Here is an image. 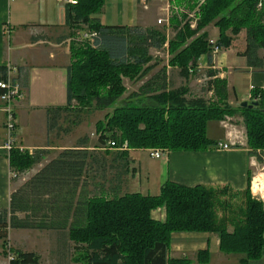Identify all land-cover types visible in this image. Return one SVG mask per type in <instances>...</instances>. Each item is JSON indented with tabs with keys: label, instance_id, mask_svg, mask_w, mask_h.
<instances>
[{
	"label": "trees",
	"instance_id": "16d2710c",
	"mask_svg": "<svg viewBox=\"0 0 264 264\" xmlns=\"http://www.w3.org/2000/svg\"><path fill=\"white\" fill-rule=\"evenodd\" d=\"M75 1L76 5H67L68 28L97 35L79 47L72 44L68 102L47 109L48 132L58 130L59 121L72 114L75 103L80 108L95 106L113 112L97 124L99 143L93 150L87 139L81 140L12 193L9 209H0V242L8 245L11 230L55 232L74 244L75 264H192L187 258L169 257L173 235L214 234L222 253L242 256L241 264H264V203L252 195V178L242 195L244 207L229 215L231 210L225 204L227 214L222 217L218 213L221 196L236 197L228 187L167 182L158 196L124 191L130 150L215 149L218 143L208 137V124L228 117L243 119L247 149L264 163V89L251 91L250 100L259 102V107L244 109L229 105L227 78L214 70L206 73L209 100L192 95L187 86L172 89L166 66L147 78L159 66L153 63V51H165L167 44L168 66L188 80L199 69L203 56H208L211 66L214 47L231 49L243 32L245 46L237 55L247 60L251 70L264 72V1L172 0V38L165 26L161 30L102 25L92 17L103 11L106 0ZM180 8L183 12L177 11ZM190 13L197 19L195 29ZM212 25L219 32L215 45L205 31ZM12 71L0 66V83L11 79L26 93L29 70L19 67L16 76ZM144 78L135 100L117 106L127 93L124 79L138 82ZM4 93L0 88V97ZM111 142L117 146L127 142L129 150L111 151ZM41 152L30 156L14 150L12 171L20 177L27 174L40 162ZM160 209L165 210V221L153 218ZM9 254V264H42L34 252L10 249ZM197 261L209 264V252H199Z\"/></svg>",
	"mask_w": 264,
	"mask_h": 264
},
{
	"label": "crops",
	"instance_id": "0c3cea01",
	"mask_svg": "<svg viewBox=\"0 0 264 264\" xmlns=\"http://www.w3.org/2000/svg\"><path fill=\"white\" fill-rule=\"evenodd\" d=\"M146 1L147 10L140 3L144 11L141 14L138 13V22L135 16L134 0H118L119 22L115 25L108 24L106 21L107 4L100 14L92 18L99 20L105 26H140L159 29L158 20L167 18L165 0ZM68 4V0H0V66L11 68L12 76H16V69L19 67H26L29 70V90L15 106L17 144L39 151L58 152V156L62 151L73 148L54 147L55 145L47 144L52 136V133L48 132L47 109L64 107L68 102V69L71 65V46L74 37L66 23ZM148 12L153 14L152 19L146 15ZM211 61L209 66L208 56L203 57L199 68L214 70L221 78H227L228 103L232 107H238L243 102H250L252 89H264V72L251 70L247 60L235 54L232 48L213 56ZM170 70L174 71L171 68ZM168 74L170 84L171 74ZM236 74L247 76L250 82L247 95L241 99L231 82ZM231 90L234 98L231 97ZM139 93V90L135 91L128 98L133 101ZM1 109L2 104H0V147L7 137L1 117L4 113ZM234 118L235 120L231 119V123L235 126L233 132L230 127L224 128L225 121L218 122L225 130L224 136L212 139L218 144H229L233 141L235 147L229 150L216 147L204 152H170L166 159L161 160L151 158L149 150H130L131 166L130 173L125 177V193L158 196L167 182H173L186 187L200 185L215 189L228 187L236 196H242L249 188V177L254 179L253 177L258 175L252 182L254 183L252 194L253 196L255 194L254 187L255 192L263 190L264 196V164H262L261 172L258 173L256 166L259 162L256 157L250 155L247 143L237 136L236 130L243 125L240 123L242 119ZM39 123H41L40 128ZM112 150L116 152L115 149ZM140 152L149 154L150 161L143 162L139 158ZM44 157L41 156L40 162L30 171L31 174L28 177H26L27 173L17 180H12L10 160L6 151L0 148V209H9L12 193L50 161L46 159L47 156ZM164 219L165 216L162 217V220ZM13 231L15 230L10 231L9 242ZM11 245L10 243L7 247L12 249ZM202 251L209 252V264H233L230 256L235 255L222 253L219 237L214 234H174L169 257L187 258L192 264L194 261L199 264L197 258ZM241 258L235 262L241 264Z\"/></svg>",
	"mask_w": 264,
	"mask_h": 264
},
{
	"label": "rangeland",
	"instance_id": "374dc122",
	"mask_svg": "<svg viewBox=\"0 0 264 264\" xmlns=\"http://www.w3.org/2000/svg\"><path fill=\"white\" fill-rule=\"evenodd\" d=\"M171 1L172 0H165L164 4H166V10L169 7H170V10L172 9L171 6L173 2ZM106 4H107V10L105 13L106 14L105 17L107 19L106 21L108 22V24L115 25L119 22L118 0H106ZM134 7H135L136 20L138 22V17H139L138 13L141 14L143 13L144 10L139 0H134ZM180 10H182V8L177 9V11H180ZM146 15H148L150 19L154 17L153 14H151L150 12H148ZM193 21L194 20H192V22ZM192 22H191V25H192ZM165 25L166 24L163 23V25H158V27L159 29L164 30V28L166 27ZM70 31L72 34H74L72 44L77 45V47L84 45L85 41L82 40V35L84 34V32L83 31L74 32L72 30ZM205 31L209 33L210 39L212 41H215V42L218 41V32H217L218 29L214 27V25L208 27ZM166 33L168 37L170 38L174 36V33L171 31L166 30ZM245 37H246L245 32H243L239 37H237L234 40L232 50L234 51L235 54L237 53V51L244 48ZM166 49L168 48L166 47ZM166 49L165 51H160V52L153 51V55L155 57V60L153 63H158L159 66L155 70H153L147 76V78L153 77V75H155L158 71H160L163 67L166 66L167 76L169 77L168 73L171 74V84L173 83L171 85L172 89L187 86L190 88L192 95L197 96V97H202L208 100L211 99L210 96H208V86H207L208 80L206 78V73L208 70H206L205 68H201V69L199 68L196 73H193V75L188 80H186L180 75L178 70H174V71L170 70V67L168 66L169 65V54ZM223 51L225 50H222L221 52ZM201 59L199 61L200 65H201ZM144 81H145V78L142 81H138V82H131L128 79H124V84L127 88V93L124 95V97L121 100L118 101L117 106H123L128 101H130V98L128 97L131 95V93L138 91ZM231 82L233 83V86L236 88L237 95L239 96L240 99L247 95L249 88H250V82L247 76L236 74L231 79ZM230 94H231V97L234 98V94L232 90ZM146 103L152 104L151 101H147ZM0 104H2L1 100H0ZM74 105H75V109L73 110L72 114L69 117L62 118L59 121L58 130L52 133V136H50V138L48 139L47 144L55 145L54 147L58 146V147H64V148H70V147L74 148L75 146L78 145V143L81 140L87 139L88 146L94 149V147L98 145L99 143L98 142L99 134L97 133L96 126L99 122L104 123L105 116L108 113H112L113 111L112 109H98L95 106H89L88 108H80L79 106H77V103H75ZM1 117L3 119L4 128H5V122H6L5 115L3 116L2 114ZM232 118L235 120L234 117H228L225 119V122L229 125L231 131L233 132V129L235 128V126L231 123ZM237 120L238 119L236 118V121ZM240 123L243 124V119H242V122ZM243 125H240L241 128H237L236 130L237 136L243 142L247 143V147H248L247 131H246L245 126ZM39 126H41V123H39L38 127ZM208 127H209L208 137L210 139H213V138L217 139L219 137L221 138L222 136H224L225 130L220 126V124L217 121L209 122ZM153 150H160V149H153ZM42 152L40 155L45 156V157L47 156L46 157L47 160H52L56 158V156H58V152H48L47 150H44ZM139 155H140L139 158L143 160V162L150 161L149 154L140 152ZM262 164L264 163H259L256 166L257 167L256 170L258 173L261 172ZM30 174L31 172L30 173L28 172V175H26V177H28ZM256 176L258 175H255L253 177L254 179H252V182L255 181ZM252 182H251V192H252V184H254ZM253 192L255 193L253 197L263 201L264 203V196L262 194L263 190L260 189L259 192H255L254 187H253ZM225 204H227L229 206L228 208L231 210L229 215L231 214L233 215L232 213L233 211L238 212L239 207H244V197L242 196H236V197L221 196L220 202L218 204L219 217L225 216V214H227V212L224 210ZM155 212L153 213L154 219L159 220V221H165V219L162 220V217L165 216L166 218L164 209H160ZM10 240L11 241L9 242L8 240L7 243L8 245L10 243L12 244L11 245L12 249L15 250L16 248H19V250L21 251L35 252L41 258L42 264H75L73 262V259L75 258L77 254L74 253V244L69 243L65 237L63 238V236H61V234H57L55 232H44V231L41 232V231L15 230L12 232ZM9 250L10 249L7 246L6 247L3 246V242H0V264L2 263L8 264V262L10 261V257L12 254H9ZM6 253H8L9 255L6 256ZM230 257H231L230 259L233 261L232 262L233 264H238V262H235V261L238 260V258L242 256L235 255V256H230ZM194 263L197 264V262L195 261Z\"/></svg>",
	"mask_w": 264,
	"mask_h": 264
},
{
	"label": "built area",
	"instance_id": "2783aa9c",
	"mask_svg": "<svg viewBox=\"0 0 264 264\" xmlns=\"http://www.w3.org/2000/svg\"><path fill=\"white\" fill-rule=\"evenodd\" d=\"M264 1V0H262ZM69 3L76 5L77 2L75 0H68ZM139 2L143 5L144 9L147 10L148 9V5H147V1L146 0H139ZM262 3L259 5V7L261 8ZM183 12V10H181ZM166 16L167 18L165 20H158V24L159 25H163V23H165L166 27H167V31H170L169 28V21L170 18L172 16L170 7L167 8L166 10ZM190 19L194 20L192 22L191 27L193 29L196 28V23H197V19L195 18V14L194 13H190L189 14ZM96 33L95 32H85L82 35V40L83 41H89L91 40L93 37H96ZM212 44L215 45V41H211ZM166 47H168V44L166 45ZM222 51L221 48L215 46L214 47V51H213V55L216 56L218 54H220ZM0 88L2 90H5V93L0 97V100L2 101V112L5 115V130L7 132V137L6 140L4 142V144L0 147L1 149H3L4 151H6L8 159L10 160V156L12 154V152L14 150H18L21 153H28L30 156H34L37 152H39L38 149H29V148H25L23 146H20L17 144V117H16V112H15V106L16 104L23 99L24 94L21 90V88L19 87V85L14 84L12 82L11 79L8 80V82H2L0 83ZM224 128L228 129L229 125L224 122L223 123ZM111 149H115L117 151L120 152H124V151H128L129 150V144L126 142L124 143L122 146H117L116 142H111L110 144ZM217 147L219 149H223V150H229L233 147H235V143L233 141H230L229 144H218ZM149 154L151 156V158L154 159H166L167 156L169 155V151L167 150H149ZM11 179L12 180H17L19 179V175L18 173L14 172L11 170ZM12 259V257H10V260Z\"/></svg>",
	"mask_w": 264,
	"mask_h": 264
},
{
	"label": "water",
	"instance_id": "95a60500",
	"mask_svg": "<svg viewBox=\"0 0 264 264\" xmlns=\"http://www.w3.org/2000/svg\"><path fill=\"white\" fill-rule=\"evenodd\" d=\"M260 103L257 101H250V102H243L240 106L242 108H254V107H259Z\"/></svg>",
	"mask_w": 264,
	"mask_h": 264
}]
</instances>
